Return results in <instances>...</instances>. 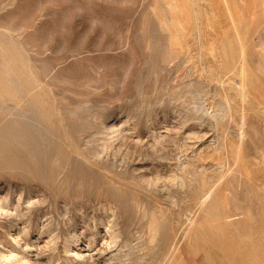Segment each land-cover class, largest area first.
<instances>
[{"label":"rangeland","instance_id":"374dc122","mask_svg":"<svg viewBox=\"0 0 264 264\" xmlns=\"http://www.w3.org/2000/svg\"><path fill=\"white\" fill-rule=\"evenodd\" d=\"M15 5L0 25L73 129L61 166L0 167V252L18 224L34 264H264V0Z\"/></svg>","mask_w":264,"mask_h":264},{"label":"bare ground","instance_id":"6f19581e","mask_svg":"<svg viewBox=\"0 0 264 264\" xmlns=\"http://www.w3.org/2000/svg\"><path fill=\"white\" fill-rule=\"evenodd\" d=\"M15 3L16 0H0V14L12 8ZM167 8L170 12H175L177 10L176 5H173L172 3H170ZM1 25L0 167L13 168L23 171L31 166L34 169L37 168L42 170L47 167V163L50 164V166H61L65 161L64 151L59 143L61 139V132L65 128L73 129V124L67 121V117L65 116L66 113L52 107L44 99V97H40L37 93H35V89L39 86V80L36 77V72L38 70L37 67L39 66L36 63L37 61L31 58L30 49H28L26 44H24L21 40V28L16 26L13 27L9 24L3 26ZM161 26L162 29L167 32L166 29L169 26V23L166 21V16L164 20H162ZM77 49L69 51L70 54L74 57L78 55L80 50L78 51ZM55 116H59L61 118H59L57 122H54L53 118ZM191 183L192 180L189 178L180 179V185L182 187H190ZM208 198L210 199V197ZM207 201L208 200L206 198L201 202V208L204 214L210 213V211H213L214 209V201L212 203H207ZM215 211L216 210H214V212ZM114 214L116 215L115 212ZM200 223L201 222L196 220L192 221L191 230L201 231V233L208 231L207 233L209 234L212 231H215L216 235L219 234L217 232L223 231L221 229H216L215 226H201ZM227 224L229 225V223ZM111 225L112 224H110V226ZM15 229L16 230H13L11 235L12 242L15 247L5 252H2L1 250L0 264H34L32 260H30V253H28L29 248L31 247L27 244L28 242L26 243V241H28V233H26L27 229H25V227L18 228V224L15 225ZM221 232L220 234H222ZM156 235L157 232H154L152 234V238L154 239ZM256 247L257 246H255V248ZM65 248L67 252H70L71 249L68 246ZM255 248L253 249L255 250ZM256 249L258 251V247ZM75 250L76 251H74L73 254L70 253V255H74L73 257L78 259L81 258V248H77ZM251 250H249L250 253L253 252ZM257 251L256 256L254 254L250 255L252 256V259L256 257L257 259L259 258L257 254L260 250L258 252ZM253 253H255V251ZM33 261L35 262L34 259Z\"/></svg>","mask_w":264,"mask_h":264}]
</instances>
